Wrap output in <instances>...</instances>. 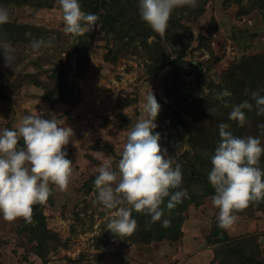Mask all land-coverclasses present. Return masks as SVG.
<instances>
[{"label":"rangeland","instance_id":"obj_1","mask_svg":"<svg viewBox=\"0 0 264 264\" xmlns=\"http://www.w3.org/2000/svg\"><path fill=\"white\" fill-rule=\"evenodd\" d=\"M96 1L79 0L82 11L98 17L81 37L63 32L58 0L0 3L10 14L0 25V41L15 58L6 67L0 49V132L41 112L74 132L63 149L73 162L67 189L50 185L52 195L34 206L31 223L0 214V264H242L248 253L264 264V208L253 203L235 213L236 222L219 231L227 242H217L212 235L219 234V210L208 179L219 124H229L236 137H258L264 146L258 127L264 115H257L255 102L243 127L229 119L250 82L264 74V0H197L194 9L178 7L164 38L141 19L139 0H101L89 12ZM39 39L52 46L36 54L31 42ZM59 68L65 70L61 88ZM225 90L231 96L217 99ZM151 91L161 106L154 131L181 165L178 190L187 195L181 236L145 242V229L161 222L133 211L134 233L115 236L94 181L102 165L118 172L127 132L144 115ZM18 147H24L22 138ZM259 166L264 169V155Z\"/></svg>","mask_w":264,"mask_h":264},{"label":"clouds","instance_id":"obj_2","mask_svg":"<svg viewBox=\"0 0 264 264\" xmlns=\"http://www.w3.org/2000/svg\"><path fill=\"white\" fill-rule=\"evenodd\" d=\"M58 4L65 35L81 37L97 26L98 17L82 11L79 0H58ZM196 6L197 0H139L141 19L161 38L166 35L174 9ZM9 20L8 9L0 6V25ZM51 46V40L31 42L36 54L42 47ZM0 49L5 66H10L15 61L10 46L0 41ZM226 96H231L227 90L219 93L217 99ZM251 96L257 115H264V96L258 92ZM145 99L144 115L127 132L118 172L102 165L94 181L97 202L110 210L107 229L117 237L131 236L136 230L133 211L150 216L151 223L161 222L162 227H169L171 221L162 219L165 209L173 210L187 195L186 190L172 191L182 184L181 165L168 156L167 149H162L160 133L154 131L161 106L152 91ZM228 106L225 102L224 107ZM252 107L247 100L232 106L229 119L243 127L244 110L251 111ZM208 111L211 114L216 109ZM60 120L55 115L46 119L43 112L30 114L23 117L15 130L5 128L0 132V214L5 221L23 218L31 223L34 206L46 203L52 195L50 185L60 191L67 189L73 162L66 158L68 153L63 149L74 132ZM218 127L220 140L210 158L208 179L215 189L212 204L219 210L217 226L228 229L237 220L235 213L264 201V169L259 166L264 146L258 137L234 136L227 123ZM258 127L264 130V124ZM21 138L24 147H18Z\"/></svg>","mask_w":264,"mask_h":264},{"label":"trees","instance_id":"obj_3","mask_svg":"<svg viewBox=\"0 0 264 264\" xmlns=\"http://www.w3.org/2000/svg\"><path fill=\"white\" fill-rule=\"evenodd\" d=\"M44 1L43 0H0V3L5 2V3H10V4H31L33 6H42V5H45ZM100 3H101V0H97L95 2V4H94L95 6L92 7L91 9H89V12H93L98 7H100L101 6ZM262 8H264V5H263ZM0 39L3 40L2 38H0ZM255 84L258 85V86L256 87ZM252 87H254V88H252ZM258 88H259V90H258ZM263 90H264V74L259 76L258 80L251 81L250 82V88L248 90H245V99L249 103L252 104V106H253L252 108L255 107V105L253 104V102H255V101L252 99L251 93L252 92H258L261 96H264ZM52 101L56 102L57 100L55 98H52ZM244 112H245V115H246L247 119H249V118L252 119L253 118V116H251V115H253V113L249 112L248 110H244ZM176 190H178V189H174L172 191H176ZM213 192H215V190H213ZM167 199L168 198H166L165 203H167ZM185 204L186 203H185L184 198H183L182 203H179L173 210L168 211L167 209H165V216L163 217V219H169L171 221L170 226L167 227V228L162 227L161 225L160 226L159 225L158 226H154V227L153 226L152 227L148 226V228L145 229V232H143V236H142L143 241H145V242L156 241V240L159 241V240H161V239H163L165 237H169L171 239H177L178 235L181 236L180 227L179 226H180V224L182 222L183 215H181L180 211H182L185 208ZM258 206L260 208H264L263 201L258 203ZM175 209L177 210L176 212H179L177 217H176V214L174 213ZM166 212H167V214H166ZM146 217H147L146 214H144L142 216L143 219L146 218ZM219 231H222V228L217 230V232L220 235L215 233L212 236L215 239L218 237L217 238L218 239L217 242H221V241L227 242L226 239H225L226 234L225 233L221 234ZM210 244H213V243L210 242ZM43 251L44 250H42V252ZM40 252H41V250H40ZM45 252H46V250L43 252V254ZM243 257H244V260L242 261V264H261L262 263L261 261L256 260V256H254V255H252L250 253H248V255H244Z\"/></svg>","mask_w":264,"mask_h":264},{"label":"water","instance_id":"obj_4","mask_svg":"<svg viewBox=\"0 0 264 264\" xmlns=\"http://www.w3.org/2000/svg\"><path fill=\"white\" fill-rule=\"evenodd\" d=\"M64 72L65 70H63L62 68H59L58 73H57V79H58V85L61 88L63 86V77H64Z\"/></svg>","mask_w":264,"mask_h":264}]
</instances>
